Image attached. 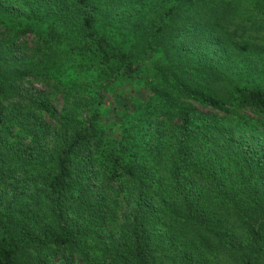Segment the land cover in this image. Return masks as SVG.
<instances>
[{
    "label": "trees",
    "instance_id": "obj_1",
    "mask_svg": "<svg viewBox=\"0 0 264 264\" xmlns=\"http://www.w3.org/2000/svg\"><path fill=\"white\" fill-rule=\"evenodd\" d=\"M114 1L56 15L102 90L149 81L109 130L100 100L79 122L31 96L17 42L0 49V264H264V48L235 39L229 3ZM44 45L34 59L59 78Z\"/></svg>",
    "mask_w": 264,
    "mask_h": 264
},
{
    "label": "rangeland",
    "instance_id": "obj_2",
    "mask_svg": "<svg viewBox=\"0 0 264 264\" xmlns=\"http://www.w3.org/2000/svg\"><path fill=\"white\" fill-rule=\"evenodd\" d=\"M115 1L112 4L114 6L117 4L116 12L119 15L124 14V12L128 14L126 12L129 7L128 3L131 5L132 1ZM156 1L163 2L165 0ZM209 1L206 0L207 3ZM216 1L229 3L232 6L233 11L230 15L232 24L228 25V30L230 32L235 31L236 40L250 43L256 48H264V0ZM71 2L73 0H0V49L6 48L12 41L17 42L20 47L18 52L20 62L16 66L11 67L10 71H22L25 68L24 64L28 67L31 74L24 79V84L21 85V88L26 90L31 96L47 100L58 115L66 109H77L79 122H84L90 117L88 109L85 108L86 103L95 105V102L100 100L103 105V111L107 113L102 116L99 123L105 130H109L111 125H113L111 119L114 115L113 109L123 105L125 101L122 95L128 96L131 90L132 95L136 93L137 101H146L147 97L150 96L149 81L147 78L146 81H135L134 89L126 85L127 88L124 91L118 90V88L102 90L104 83L98 77L99 70L93 68V71L89 74L86 72L81 73V68L74 61V57L71 56L70 46L65 45L70 41L62 39L63 37H68L69 34L65 33L69 32V30L59 26V21H57L59 18H56V15L60 17V14L68 9V4L70 5ZM94 5L103 15L109 14L113 10L106 5V0H94ZM122 22L124 23V21ZM124 24L126 25V23ZM27 26L34 32L20 36L18 32ZM119 27L120 25H117L114 28L115 36H117V39L123 40L125 39L124 35L118 33ZM53 31L58 33L57 35L61 39L51 40ZM74 35L72 33V37ZM45 41H47L46 44ZM61 41H66L67 43L61 44ZM42 42L43 45L45 44L43 51L52 57L49 58L52 62H55L56 66L60 67L59 78H49L47 71L41 65H37L38 61L34 59V56L39 53L37 50L42 46ZM125 43L127 46H131L133 42H130V39L126 42L125 39ZM24 57L28 59L25 60ZM260 58L264 59V54ZM68 67L70 69L66 71ZM10 71L8 68L5 70V72ZM16 74L14 73L13 79H15ZM90 92L93 94L92 101L88 97ZM3 103L6 104L5 101ZM198 110L200 111V109ZM36 115L40 114L36 113ZM44 118L49 121L46 116Z\"/></svg>",
    "mask_w": 264,
    "mask_h": 264
}]
</instances>
